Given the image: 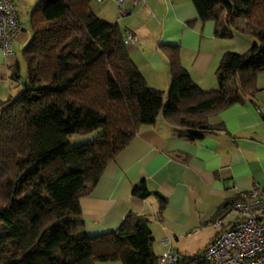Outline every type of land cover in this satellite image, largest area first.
Segmentation results:
<instances>
[{
	"label": "trees",
	"instance_id": "trees-1",
	"mask_svg": "<svg viewBox=\"0 0 264 264\" xmlns=\"http://www.w3.org/2000/svg\"><path fill=\"white\" fill-rule=\"evenodd\" d=\"M191 1L200 21L215 22L216 36L227 37L226 27L241 18L255 41L243 54L227 53L213 90L191 80L177 46L161 44L171 77L166 103L133 64L117 25L94 13L93 0L35 4L20 53L25 83L15 98L0 100V264H158L147 218L129 211L113 232L89 235L78 200L159 114L177 136L196 141L220 129L208 122L210 114L245 99L254 103L264 73V0ZM19 69L20 62L13 80ZM93 131L90 141L68 142L73 133ZM131 193L154 196L158 212L165 205L143 178Z\"/></svg>",
	"mask_w": 264,
	"mask_h": 264
},
{
	"label": "crops",
	"instance_id": "crops-1",
	"mask_svg": "<svg viewBox=\"0 0 264 264\" xmlns=\"http://www.w3.org/2000/svg\"><path fill=\"white\" fill-rule=\"evenodd\" d=\"M38 1L15 0L24 30L12 42L10 54L0 50V100L11 97L20 82L11 76L30 39L25 27ZM92 9L102 20L116 24L123 39L125 30L133 33L135 41L124 42L128 55L146 84L162 91L164 97L171 77L161 44L177 46L180 63L191 80L202 90H213L218 88L216 73L227 53L243 54L255 41L245 33L241 18L226 27L227 37L216 36L215 22L200 21L191 0H146L119 20L115 19L116 5L109 0L94 2ZM24 83L25 79L22 87ZM256 84L254 103L245 99L210 114L208 122L220 129L199 140L180 138L162 116L153 126L141 127L91 191L79 198L86 233L113 232L130 211L149 220L152 237L158 234L153 239L159 253L165 249L160 242L168 239L182 257L179 238L204 226L215 228L214 237L227 227L230 220L222 226L212 224L224 204L254 186L264 189V73L257 76ZM141 178L165 198L160 212L154 196L140 198L131 193Z\"/></svg>",
	"mask_w": 264,
	"mask_h": 264
},
{
	"label": "built area",
	"instance_id": "built-area-1",
	"mask_svg": "<svg viewBox=\"0 0 264 264\" xmlns=\"http://www.w3.org/2000/svg\"><path fill=\"white\" fill-rule=\"evenodd\" d=\"M101 1L104 0H93ZM109 1L116 5V20L146 3V0ZM23 30L15 0H0V50L10 54L12 42ZM134 41L133 33L125 30L124 42ZM225 220H230L229 225L216 234L196 261L182 262L169 240L164 239L160 243L165 249L158 254V264H264V189L254 186L241 193V199L232 203L212 224L222 226Z\"/></svg>",
	"mask_w": 264,
	"mask_h": 264
},
{
	"label": "rangeland",
	"instance_id": "rangeland-1",
	"mask_svg": "<svg viewBox=\"0 0 264 264\" xmlns=\"http://www.w3.org/2000/svg\"><path fill=\"white\" fill-rule=\"evenodd\" d=\"M94 7V2L92 3V8ZM115 19H117V8L115 11ZM121 19V18H120ZM26 34L28 38L30 37V28L29 25L25 27ZM20 60V69H19V80L20 82L14 85L13 93L11 94V97H16L17 94L22 89V82L26 78V66L24 64V61L19 58ZM164 103L167 102V96L164 97ZM161 117V114L157 116V120ZM98 131H93L88 134H76L73 133L68 137V142L70 145H77L79 143L87 142L92 140V138L97 134ZM3 230V227H0V232ZM215 233V228H209L207 226H204L203 228L199 229L198 231H195L191 236L185 237V238H179V246L180 248V254L185 258H196L200 256V254L203 252L207 244L216 236L213 237ZM158 234L153 235L155 238V241L157 239ZM213 237V238H212ZM212 238V239H211ZM211 239V240H210ZM155 241H153L152 249L155 254H159L158 247L155 246ZM175 241V240H174Z\"/></svg>",
	"mask_w": 264,
	"mask_h": 264
}]
</instances>
